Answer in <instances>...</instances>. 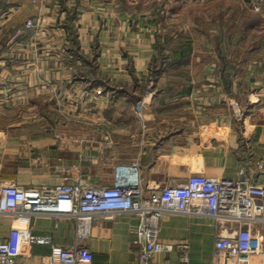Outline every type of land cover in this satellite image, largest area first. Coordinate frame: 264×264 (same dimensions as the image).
Wrapping results in <instances>:
<instances>
[{
	"label": "crops",
	"instance_id": "0c3cea01",
	"mask_svg": "<svg viewBox=\"0 0 264 264\" xmlns=\"http://www.w3.org/2000/svg\"><path fill=\"white\" fill-rule=\"evenodd\" d=\"M129 3L0 0V183L30 187L82 180L105 186L118 164L138 160L147 193L191 174L246 175L264 184L258 165L264 164V44H239L225 56L220 43L208 39L159 42V24L147 17L153 15ZM69 14H75L80 51L95 56L103 76L132 90L136 101L97 93L89 78H77L89 66L72 51ZM29 19L35 21L31 26ZM154 63L162 70L153 76L149 96ZM221 220L164 214L159 239L174 249L158 253L153 264H213L217 235L238 227ZM137 224L133 213L102 215L90 236L80 238L67 217L17 221L0 213V239L13 227L45 239L23 243V264H65L60 250L75 244L92 251V264H138ZM182 242L188 244L187 262L177 247ZM249 264H264V257L254 256Z\"/></svg>",
	"mask_w": 264,
	"mask_h": 264
},
{
	"label": "built area",
	"instance_id": "2783aa9c",
	"mask_svg": "<svg viewBox=\"0 0 264 264\" xmlns=\"http://www.w3.org/2000/svg\"><path fill=\"white\" fill-rule=\"evenodd\" d=\"M34 22L29 19L27 26ZM138 166V160L131 165L118 164L112 183L105 186L82 180L30 187L0 183V213H11L17 221L45 214L67 217L75 222L80 238L90 236L98 216L133 213L138 217L133 240L138 264H153L158 253L174 249L173 243L159 239L164 214L211 216L238 224L227 234L217 235L213 264H249L254 256L264 257V184L246 175L230 178L191 174L185 181L158 186L147 193ZM259 166L264 171L263 164ZM256 223L261 224L257 230ZM29 239L45 241L13 227L5 240L0 239V264H23L19 257L23 243ZM177 247L187 262L188 244L182 242ZM60 260L65 264H92L93 253L79 244L65 246L60 250Z\"/></svg>",
	"mask_w": 264,
	"mask_h": 264
},
{
	"label": "rangeland",
	"instance_id": "374dc122",
	"mask_svg": "<svg viewBox=\"0 0 264 264\" xmlns=\"http://www.w3.org/2000/svg\"><path fill=\"white\" fill-rule=\"evenodd\" d=\"M127 1L130 2V7H138L144 14L153 15L147 17L159 24L157 29L159 42L163 37L165 41L168 38L179 40L187 37L192 40L208 39L213 43L219 42L225 56L233 54L232 51L236 52L239 44L245 47L264 44V0ZM173 11L177 14L172 15ZM223 66L227 65L224 63ZM153 76L147 82L151 90V94L150 90L147 94L150 95L153 94L152 89L155 86ZM243 104L246 106L245 102ZM141 105L143 106L137 104V107ZM52 111L48 109L47 113L50 114ZM23 112L27 113L25 110ZM52 116L54 119L61 118L60 115L55 118L53 113ZM260 164L263 163L259 161L258 165Z\"/></svg>",
	"mask_w": 264,
	"mask_h": 264
},
{
	"label": "trees",
	"instance_id": "16d2710c",
	"mask_svg": "<svg viewBox=\"0 0 264 264\" xmlns=\"http://www.w3.org/2000/svg\"><path fill=\"white\" fill-rule=\"evenodd\" d=\"M74 19L75 14H69L67 20L65 21V23L71 30L72 41L76 44V48H72V51L74 52V56L76 55V57L79 56L80 58H84L85 64L89 66L88 70L80 69L76 74L77 78H89L88 81L90 87H98V89H101L102 91L112 92L115 97L126 94L128 98H133V100L136 101V96L133 94L132 90L122 86L120 82L111 81L110 79H107L103 76V74L97 68L95 56L92 59L89 57L86 58L85 54L80 51V49L78 48L79 40L77 38V31L74 27ZM161 70L160 68L158 69L157 65L154 63L152 66V76L156 75V73L160 72Z\"/></svg>",
	"mask_w": 264,
	"mask_h": 264
}]
</instances>
